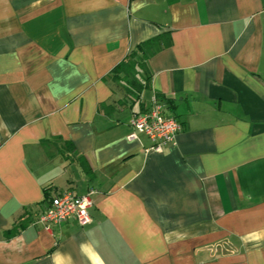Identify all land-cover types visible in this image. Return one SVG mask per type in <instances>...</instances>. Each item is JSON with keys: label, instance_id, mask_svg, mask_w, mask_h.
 <instances>
[{"label": "crops", "instance_id": "0c3cea01", "mask_svg": "<svg viewBox=\"0 0 264 264\" xmlns=\"http://www.w3.org/2000/svg\"><path fill=\"white\" fill-rule=\"evenodd\" d=\"M66 191L90 222L39 223ZM0 264H264V0H0Z\"/></svg>", "mask_w": 264, "mask_h": 264}, {"label": "built area", "instance_id": "2783aa9c", "mask_svg": "<svg viewBox=\"0 0 264 264\" xmlns=\"http://www.w3.org/2000/svg\"><path fill=\"white\" fill-rule=\"evenodd\" d=\"M130 126L133 132L128 137L135 138L137 134H143L151 143L148 150L153 152H161L165 146L173 144L181 130L180 123L175 118L166 117L154 98L148 111L132 115ZM91 206V192L83 195H75L71 191L58 193L49 199L38 222L48 225L74 219L83 226L90 222Z\"/></svg>", "mask_w": 264, "mask_h": 264}, {"label": "trees", "instance_id": "16d2710c", "mask_svg": "<svg viewBox=\"0 0 264 264\" xmlns=\"http://www.w3.org/2000/svg\"><path fill=\"white\" fill-rule=\"evenodd\" d=\"M153 41L145 42L139 45L133 52L129 54L126 60L119 63L113 70L112 75L116 80L124 82L128 87H131L132 92L139 94L146 85L140 84L135 75L143 68L144 62L149 54L153 53L157 48L152 47Z\"/></svg>", "mask_w": 264, "mask_h": 264}]
</instances>
